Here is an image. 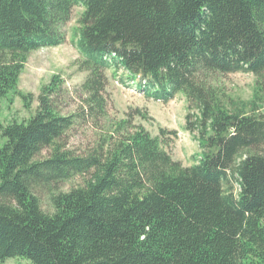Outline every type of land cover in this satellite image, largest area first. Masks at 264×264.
<instances>
[{"label": "trees", "instance_id": "16d2710c", "mask_svg": "<svg viewBox=\"0 0 264 264\" xmlns=\"http://www.w3.org/2000/svg\"><path fill=\"white\" fill-rule=\"evenodd\" d=\"M75 6L78 109H60L52 75L29 117L0 123V261L264 264V0H0V99L32 50L65 40ZM109 67L154 100L184 95L193 163L167 150L175 129L136 121L145 108L108 112ZM236 71L255 76L249 99L212 78ZM77 122L94 129L81 150L67 145Z\"/></svg>", "mask_w": 264, "mask_h": 264}, {"label": "rangeland", "instance_id": "374dc122", "mask_svg": "<svg viewBox=\"0 0 264 264\" xmlns=\"http://www.w3.org/2000/svg\"><path fill=\"white\" fill-rule=\"evenodd\" d=\"M82 10L81 6H75L71 18L65 25V40L54 46H41L32 50L19 74L17 89L23 93H31L30 108L24 106L22 97L18 92L10 91L0 99V123L5 124L11 120H23L32 114L38 105L37 96L41 85L47 83L52 75H58L63 80V92L58 96L59 107L63 112H71L78 109L80 104L79 85L86 72L79 68L81 55L75 46L72 38L73 27L77 25V18ZM108 76L107 110L116 117L123 116L129 107L145 108L150 118L142 119L136 117V121L142 123L152 134L158 133L160 126L167 129H175L177 134L170 138L166 145L167 150L173 158L179 159L183 164L188 165L194 162L199 153L198 143L184 129V115L186 112V100L182 93L177 92L173 98L162 102L146 97L143 91L135 88V82L128 80L125 71L119 68L113 71V67L106 69ZM118 77H123L121 82ZM219 82L223 88L232 96L242 99H249L254 89L255 76L251 72L236 71L226 74H218L212 77ZM264 81V77H263ZM140 88V87H139ZM141 89V88H140ZM260 111H264V89L262 91V102ZM94 134V129L88 122H77L67 132V145L77 150L88 145ZM4 140L0 136V143ZM47 149L41 151L46 155ZM82 177L76 175L63 183L64 188L80 184ZM41 205L48 210L49 204L47 195L39 193ZM0 264H33L25 257H8Z\"/></svg>", "mask_w": 264, "mask_h": 264}]
</instances>
